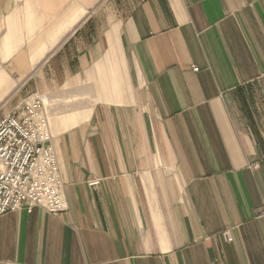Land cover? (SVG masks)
<instances>
[{"label":"crops","instance_id":"1","mask_svg":"<svg viewBox=\"0 0 264 264\" xmlns=\"http://www.w3.org/2000/svg\"><path fill=\"white\" fill-rule=\"evenodd\" d=\"M34 92L67 209L0 215V264H264V0H0Z\"/></svg>","mask_w":264,"mask_h":264},{"label":"built area","instance_id":"2","mask_svg":"<svg viewBox=\"0 0 264 264\" xmlns=\"http://www.w3.org/2000/svg\"><path fill=\"white\" fill-rule=\"evenodd\" d=\"M43 107L42 95L34 92L0 119V215L26 204L51 214L67 209Z\"/></svg>","mask_w":264,"mask_h":264},{"label":"rangeland","instance_id":"3","mask_svg":"<svg viewBox=\"0 0 264 264\" xmlns=\"http://www.w3.org/2000/svg\"><path fill=\"white\" fill-rule=\"evenodd\" d=\"M22 105H20V106H17V107H21ZM2 105L0 104V119L2 118V117H4L5 115H6V113H5V110L3 109L2 110ZM16 108V107H15ZM44 108V107H43ZM14 110V109H13ZM11 112H12V110H10ZM9 111V112H10ZM8 113V112H7ZM44 113H45V111H44ZM46 115V114H45ZM47 118V117H46ZM48 120V119H47ZM48 124H49V122H48ZM49 128H50V126H49ZM51 132V131H50ZM52 135V134H51ZM52 140V139H51ZM52 144V143H51ZM53 147V146H52Z\"/></svg>","mask_w":264,"mask_h":264}]
</instances>
